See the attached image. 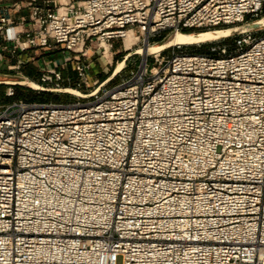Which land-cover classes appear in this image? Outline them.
<instances>
[{"label": "built area", "instance_id": "2783aa9c", "mask_svg": "<svg viewBox=\"0 0 264 264\" xmlns=\"http://www.w3.org/2000/svg\"><path fill=\"white\" fill-rule=\"evenodd\" d=\"M10 8L0 50L69 52L75 89L130 32L148 47L264 17V0H29L19 20ZM232 43L144 55L74 101L0 102V264H264V27ZM40 67L46 87L72 78Z\"/></svg>", "mask_w": 264, "mask_h": 264}, {"label": "rangeland", "instance_id": "374dc122", "mask_svg": "<svg viewBox=\"0 0 264 264\" xmlns=\"http://www.w3.org/2000/svg\"><path fill=\"white\" fill-rule=\"evenodd\" d=\"M28 1L29 0H0V3L7 4V5L19 4L21 8H27ZM67 1L69 0H37V2L40 4H49L54 7H58ZM214 29H219V28H213V29H208V30H214ZM198 31H202V30H193V31L189 30L186 32L192 33V32H198ZM171 33L172 32H166L163 37L156 38L154 40L151 39L150 45L159 44L160 41L167 38ZM222 39L223 38H218V39H214V40H210L206 42H201V43L210 42L209 44L203 45L202 47H199V44L201 43H196L195 47L194 46L188 47L187 45H183L184 47L181 50H183L184 52L209 51L211 46L221 43L220 41ZM131 45L130 47H127L125 45L124 40H116L114 41L113 46L109 50L108 49L104 50L103 47L98 48V50L95 51L93 56L91 57V62L93 65L88 75V80L85 84L82 85L80 89H77V90L83 93H87V91L97 86L98 82L101 83L112 73L117 63L122 60V58L124 57L126 53L132 50H135L137 48H146L141 40L136 42L134 45L132 46ZM192 48H197V49H192ZM201 48H206V49H201ZM171 50H172V47L166 50H163V51L168 53ZM144 55L145 54L132 53L127 58L124 67L105 85L111 86L113 84L118 83L123 78L127 77L131 72H133L137 68V66L141 62L142 57ZM31 56H33V58H31ZM70 56L71 54L69 52L67 51L63 52L62 50H59V49H53L47 53H40V52H37V50H29L25 52V54H21L20 57L11 56L7 50H0V80H8V79L19 80L21 78H27V79L33 80L41 84L40 65H44L45 67L50 68V67H54L55 63H57L65 77H68V76L72 77L70 81L65 82L66 84L65 87L68 86V87L73 88V85L75 84L77 79L75 78V71L73 69V63L70 60ZM19 58H21L20 66L14 67L13 65H15L18 62ZM19 86L21 87H19L18 89H15V88L10 87V85L0 84V102L5 103V102L12 100L11 98L5 97V96H9L8 93L10 92V89H13V91L15 92L21 93V96L17 98L32 99L31 101L52 100V101L69 102V101H74L78 98L76 95L68 93V92H60V93L51 92L55 94V96H51L50 98L41 97L44 95L39 93L38 90L32 89L24 85H19ZM26 87L30 88L31 90L26 89ZM80 99L84 100L86 98H80Z\"/></svg>", "mask_w": 264, "mask_h": 264}, {"label": "water", "instance_id": "95a60500", "mask_svg": "<svg viewBox=\"0 0 264 264\" xmlns=\"http://www.w3.org/2000/svg\"><path fill=\"white\" fill-rule=\"evenodd\" d=\"M262 27H264V17H260V18L255 19V20L247 21V22L240 23V24L233 25V26H228L225 28L192 32V34L195 33L197 35H201V34H204V33L210 32V31L221 32V33L216 34L215 36H212V37H208V38H202V39H198V40H191V41H184V42H177L175 40L176 35L178 33H181V34H191V33L172 32L167 38L160 41L159 44L149 45L146 48H137L135 50H132V51L126 53L124 55V57L122 58V60L117 63V65L114 68V70L112 71V73L105 80H103L99 84V86H97V88L94 90V92L97 91L101 86L105 85L109 80H111L124 67L127 58L132 53L151 55L153 53H157V52L166 50V49L173 47L175 45H192V44L206 42V41H210V40H214V39H218V38H225V37H229V36H234L237 34L244 33L246 31L260 29ZM145 49H146V51H145ZM144 51H145V53H144ZM0 84L10 85V86L24 85V86H28V87L35 89V90H38V91H48V92H54V93L68 92V93L74 94L76 96H81V97H87V96H91L93 94V92L83 93L77 89H74V88H71L68 86L63 87V88H49V87L43 86V85L39 84L38 82H35V81L27 79V78H21L19 80H12V79L0 80ZM74 91H77L78 93H80V95L74 93Z\"/></svg>", "mask_w": 264, "mask_h": 264}, {"label": "bare ground", "instance_id": "6f19581e", "mask_svg": "<svg viewBox=\"0 0 264 264\" xmlns=\"http://www.w3.org/2000/svg\"><path fill=\"white\" fill-rule=\"evenodd\" d=\"M221 32H213V31H210V32H207V33H204V34H201V35H197L195 33H191V34H181V33H178L176 35V41L177 42H184V41H191V40H198V39H202V38H208V37H212V36H215L216 34H220ZM136 40V37L130 32L124 39L125 41V45L127 47H130L131 43L133 44ZM146 51V49H145ZM144 51V53H145ZM74 93L80 95V93H78L77 91H74Z\"/></svg>", "mask_w": 264, "mask_h": 264}, {"label": "trees", "instance_id": "16d2710c", "mask_svg": "<svg viewBox=\"0 0 264 264\" xmlns=\"http://www.w3.org/2000/svg\"><path fill=\"white\" fill-rule=\"evenodd\" d=\"M233 38H234V36H229V37H226V38H223L220 42H223V43H230L231 45H233ZM210 43V42H209ZM208 42L207 43H201V44H199V47H202L203 45H207V44H209ZM188 47L189 46H191V47H195V44H192V45H187ZM192 49H197V48H192ZM201 49H206V48H201ZM201 49H199V50H201ZM199 52H201V53H206V52H208V51H199ZM10 87H12V88H15V89H18L19 87H21V86H19V85H15V86H10ZM26 89H28V90H31L30 88H28V87H26ZM39 93H41V94H43L44 96H41V97H48V98H50L51 96H55V94H53V93H51V92H47V91H39ZM4 95H6V94H4ZM13 95H15V96H13ZM13 95L12 96H5L6 98L8 97V98H11V99H21V98H17V97H19V96H21V93H18V92H15L14 91V93H13ZM24 100H32V99H24ZM45 101V100H44Z\"/></svg>", "mask_w": 264, "mask_h": 264}, {"label": "crops", "instance_id": "0c3cea01", "mask_svg": "<svg viewBox=\"0 0 264 264\" xmlns=\"http://www.w3.org/2000/svg\"><path fill=\"white\" fill-rule=\"evenodd\" d=\"M10 13L14 19L19 20L22 16H28V8H21L19 11L10 8Z\"/></svg>", "mask_w": 264, "mask_h": 264}]
</instances>
